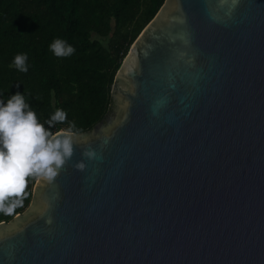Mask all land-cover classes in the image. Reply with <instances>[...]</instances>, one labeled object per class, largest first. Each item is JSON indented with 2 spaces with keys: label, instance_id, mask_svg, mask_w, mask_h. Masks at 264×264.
Wrapping results in <instances>:
<instances>
[{
  "label": "water",
  "instance_id": "water-1",
  "mask_svg": "<svg viewBox=\"0 0 264 264\" xmlns=\"http://www.w3.org/2000/svg\"><path fill=\"white\" fill-rule=\"evenodd\" d=\"M73 143L0 264H264V0H165Z\"/></svg>",
  "mask_w": 264,
  "mask_h": 264
},
{
  "label": "trees",
  "instance_id": "trees-1",
  "mask_svg": "<svg viewBox=\"0 0 264 264\" xmlns=\"http://www.w3.org/2000/svg\"><path fill=\"white\" fill-rule=\"evenodd\" d=\"M165 0H0V99L25 95L44 127L91 131L111 111L118 69L132 44ZM60 37L75 47L56 56L49 44ZM27 53L28 71L12 63ZM57 109L67 118L48 121ZM39 174L27 176L0 198V222L24 212Z\"/></svg>",
  "mask_w": 264,
  "mask_h": 264
},
{
  "label": "clouds",
  "instance_id": "clouds-1",
  "mask_svg": "<svg viewBox=\"0 0 264 264\" xmlns=\"http://www.w3.org/2000/svg\"><path fill=\"white\" fill-rule=\"evenodd\" d=\"M49 48L56 56H69L75 51L72 44L60 37ZM27 59V53H18L12 63L27 72ZM66 118V111L57 109L48 123ZM75 128V122H70L66 132L53 136L38 120L24 92L0 99V198L15 192L29 175L54 176L73 153Z\"/></svg>",
  "mask_w": 264,
  "mask_h": 264
},
{
  "label": "built area",
  "instance_id": "built-area-1",
  "mask_svg": "<svg viewBox=\"0 0 264 264\" xmlns=\"http://www.w3.org/2000/svg\"><path fill=\"white\" fill-rule=\"evenodd\" d=\"M45 128L48 129L52 135H54L56 132L59 131V130L57 131L56 129H51L50 127H45Z\"/></svg>",
  "mask_w": 264,
  "mask_h": 264
},
{
  "label": "rangeland",
  "instance_id": "rangeland-1",
  "mask_svg": "<svg viewBox=\"0 0 264 264\" xmlns=\"http://www.w3.org/2000/svg\"><path fill=\"white\" fill-rule=\"evenodd\" d=\"M65 130V129H64ZM38 177H40V174H39V176ZM38 177H37V179H38ZM37 179H36V181H37ZM36 184V183H35Z\"/></svg>",
  "mask_w": 264,
  "mask_h": 264
},
{
  "label": "flooded vegetation",
  "instance_id": "flooded-vegetation-1",
  "mask_svg": "<svg viewBox=\"0 0 264 264\" xmlns=\"http://www.w3.org/2000/svg\"><path fill=\"white\" fill-rule=\"evenodd\" d=\"M13 219V218H12Z\"/></svg>",
  "mask_w": 264,
  "mask_h": 264
}]
</instances>
